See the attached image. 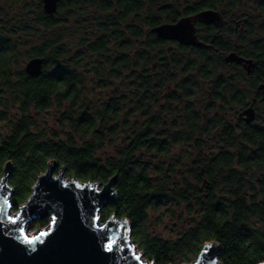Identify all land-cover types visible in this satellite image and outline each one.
I'll return each instance as SVG.
<instances>
[{
  "label": "trees",
  "instance_id": "1",
  "mask_svg": "<svg viewBox=\"0 0 264 264\" xmlns=\"http://www.w3.org/2000/svg\"><path fill=\"white\" fill-rule=\"evenodd\" d=\"M150 4L94 2L112 15L98 26L112 34L113 49L106 37L66 45L57 30L75 21L71 12H61L58 22L57 11L31 13L23 22L40 31L29 30L27 42L19 40L15 31L21 25L14 23L13 41L0 40V124H7L0 133V181L11 164L9 184L17 209L50 163L57 165L56 175L65 170L66 179L79 183L115 180L117 201L100 212L101 219L127 220L132 242L155 264L196 260L212 243L220 248L221 264H262L264 96L258 87L264 81V0H157V19L146 20L148 26L161 24L163 16L173 23L205 11L236 13L244 28L238 50L253 66L250 76L237 70L233 77L223 57L207 50L194 48L183 57L179 48L168 57L159 52L158 59L167 60L163 68L173 73L159 77L156 94L150 76L137 86L134 60L136 22L147 12L150 16L145 8ZM215 44L229 49L222 41ZM20 47H32L23 55L27 62L44 60L41 76L13 72ZM251 106L255 119L247 123L241 114ZM51 111L58 115L56 127H40L34 113ZM152 214H158V222L170 216L189 228L176 237H156L150 231ZM49 223L36 220L32 226L43 229Z\"/></svg>",
  "mask_w": 264,
  "mask_h": 264
},
{
  "label": "water",
  "instance_id": "2",
  "mask_svg": "<svg viewBox=\"0 0 264 264\" xmlns=\"http://www.w3.org/2000/svg\"><path fill=\"white\" fill-rule=\"evenodd\" d=\"M43 2L45 13L50 15L56 13L57 0H44ZM216 17H219V13L212 11H205L197 15V18L203 22H214L217 20ZM193 21V18H182L176 24H164L154 31L163 39L177 40L188 45H200L194 36ZM234 60H237L239 64H245L248 73L251 72L252 61L244 60L235 54H231L227 58V61ZM43 65V59L34 58L26 63L24 71L30 77H39L43 74ZM258 90L264 93V84L260 85ZM241 116H244L247 123H251L255 119L254 108L249 107ZM56 168L55 163L48 165V169L34 185L32 195L27 203L20 206V209H24L36 197V189L41 185V182L47 181L48 186H46L41 198L47 200L51 205L50 215L56 217V223L53 224L47 216L43 218L36 217L31 222L49 219V228L29 237L25 230V226L29 221L21 217L20 210L19 215L16 217H21L24 228L23 233L17 229V225L11 224L5 215L0 214V221H3L0 223V264H154V262H143L141 260L143 253L136 254L135 246L131 240L130 224L127 220H118L116 217L110 218L104 226H99H110L109 231L118 229L117 235L123 236L125 241L124 251L100 255L103 237L97 238L94 235V229L89 224V219L94 213L99 216L107 205L117 201L115 180H111L106 184L93 182L83 184L75 179H66L65 170L56 175ZM10 171L11 164H7L4 176L0 181V209L5 212H9V210L4 206V198L7 196L9 199L13 194L9 184ZM49 177H51L50 180ZM5 181H7L6 184ZM92 189L109 192V197L103 203V207L90 200V190ZM57 213H60V215H57ZM42 233L51 234L42 236ZM25 236L36 242L29 244L25 240ZM40 240L44 242L40 243ZM213 245H215L213 252L216 257V264H221L218 260L220 248L217 244ZM205 247L198 260L193 264H201V256L205 251ZM32 249H35V251L33 252ZM135 257L140 259L137 260Z\"/></svg>",
  "mask_w": 264,
  "mask_h": 264
},
{
  "label": "flooded vegetation",
  "instance_id": "3",
  "mask_svg": "<svg viewBox=\"0 0 264 264\" xmlns=\"http://www.w3.org/2000/svg\"><path fill=\"white\" fill-rule=\"evenodd\" d=\"M44 0H40L37 3H33L31 0H24V3L21 2V5H14L11 3L10 0H0V40H6L8 42L13 41L15 33H18L19 40H25L27 37L28 31H40L38 28L35 29V27L27 28L26 23H24V19L29 18L31 13H35V11L40 10L44 13ZM108 0H57V13L55 14V21H61L62 20V13L61 12H71V15L74 16L75 21L68 24L67 29L72 31L73 35L77 33L79 35L78 41L83 40L87 43H93L98 42L102 40V38L106 37L105 40H108V42L111 44L110 49H113L115 43L111 40L112 34L106 32L105 30H100L98 25H102L104 22L103 20H110L112 18V15L109 17L105 12H103V9H100L98 7L94 6V2L98 5L100 3L105 2ZM153 4H150L146 6V9H150V16L149 13H145L142 17H139V19H142L141 22H136L135 26V62L137 61V67H136V74L138 75V79L142 77H148L152 79L151 82V91L153 94H156V88L158 86V79L168 77L173 72L170 69L163 67L167 66V60L164 61L163 58H159L158 54L159 52L162 54H165L167 57L171 54L173 50H178V48L181 50L180 56L182 55L190 56L192 49H203L207 50L212 56H220L223 57L225 63L228 65L226 68V71H229L233 77L236 76L237 70L245 72L248 76L251 75V72L248 73L247 69L245 68V64H239L237 60L234 61H227V58L231 54H235L236 56L248 60L247 57H245L243 54L239 52V35L244 32L242 22H239L238 17L236 13H233V16L227 17L226 15H223L222 13H219V17L214 22H203L200 21L197 18L198 14L194 15H187L183 18H193V25L195 28L194 36L195 39L200 43V45H188L184 44L177 40H170V39H163L158 36V34L154 31L156 28H158L161 25L164 24H176L177 22L168 23L165 21L164 16L162 17L163 22L161 24L154 23L153 26H148L146 23V20H149L150 18L156 20L157 14L159 11V6L157 5V0H152ZM23 3V4H22ZM12 8H19L18 10L21 11L22 19L21 22L17 23L18 29L14 33L13 26H9V23L7 21H4L3 19H9L8 17H5L6 12H3V8L10 7ZM6 9V8H5ZM117 9H115V12ZM10 12V11H9ZM13 12V11H12ZM5 14V15H3ZM153 20V21H154ZM108 23V22H106ZM71 24V26H70ZM14 25V23H13ZM76 26V27H75ZM94 27L92 30H89V28ZM61 26H59L57 30V35L61 36L63 39L64 33L61 31ZM65 30V29H63ZM22 31V33L20 32ZM45 30H43V40L45 39ZM120 31L125 34L126 29L124 25L122 24L120 27ZM32 37H35V35L32 33ZM111 37V38H110ZM28 38V37H27ZM111 40V41H109ZM222 41L226 46H229V49L227 51H222L224 48H220V46H217L215 43L216 41ZM158 43H161V47H158ZM90 48V45H89ZM71 50V49H70ZM72 51V50H71ZM113 51V50H112ZM74 51H72L73 53ZM143 56L141 57V55ZM149 55V60L147 59ZM90 58V54H89ZM189 58V57H188ZM194 60H198L194 58ZM193 60V61H194ZM199 61V60H198ZM187 63V62H184ZM185 64H183L184 66ZM220 66V65H219ZM178 74L180 73L179 70ZM182 71V70H181ZM126 75V74H125ZM264 82V81H263ZM261 82V84H263ZM167 83V82H166ZM138 87L142 86L141 79L138 81L137 84ZM171 86L170 83L166 85L165 92H169ZM259 88V87H258ZM260 95L262 97L264 96L263 91H259ZM254 100V99H253ZM252 100V101H253ZM153 109L157 110V103L153 102L152 104ZM162 107V104H160Z\"/></svg>",
  "mask_w": 264,
  "mask_h": 264
},
{
  "label": "snow or ice",
  "instance_id": "4",
  "mask_svg": "<svg viewBox=\"0 0 264 264\" xmlns=\"http://www.w3.org/2000/svg\"><path fill=\"white\" fill-rule=\"evenodd\" d=\"M49 180L51 177L48 178ZM5 184L7 181L4 182ZM46 186H48L47 181H42L41 185L36 189L37 195L34 199H32L29 204L24 208L20 209L21 217H24L28 219L29 223L36 217L43 218L47 216L53 224L56 223V217L50 215V208L51 205L49 202L45 199H42L41 196L45 192ZM90 200L92 202L98 203L101 207H103V203L108 199L109 192L107 191H101L98 189H92L90 190ZM4 206L6 209L10 210L13 207L12 201L8 199L7 196L4 198ZM17 209H19V205H16ZM9 212H5L3 209H0V214L5 215L7 220L11 222V224L17 225V229L23 233L24 228L22 226V220L21 217H13L9 214ZM57 215H60V213H57ZM100 218L99 216L95 215V213L92 215V217L89 219V224L94 229V235L97 238L103 237V242L100 246V255H104L105 253H114V252H123L125 247V241L123 236L117 235L118 229L109 231L110 226L100 227L99 226ZM3 221H0L2 223ZM51 233H42V236L50 235ZM25 240L29 244H34L36 241L33 239H29L27 236H25ZM43 240H40V243H43ZM215 248V245L208 244L205 247V251L202 253L201 256V264H216V257L215 253L213 252V249ZM34 252L35 249H32ZM135 259L139 260V257H135Z\"/></svg>",
  "mask_w": 264,
  "mask_h": 264
},
{
  "label": "rangeland",
  "instance_id": "5",
  "mask_svg": "<svg viewBox=\"0 0 264 264\" xmlns=\"http://www.w3.org/2000/svg\"><path fill=\"white\" fill-rule=\"evenodd\" d=\"M11 6L12 5H10V7H6L5 6L6 9L3 8V12L4 11L6 12V15L5 14H3V15H5V17L9 16L8 20L7 19H3V20L7 21L9 23V26H11V25L13 26V23H19V22H21V20H23L22 19V15H21L22 13H21L20 10H18L19 8H16V9L12 8L11 9ZM251 8H253V7H251ZM252 13H253V15L254 14L257 15L256 11H254ZM70 26H71V24H70ZM93 28L94 27H92V28L90 27L89 30H92ZM62 32L64 33V36H63L62 40H63L64 43H66V45H70L71 47H74L76 44H78V42H79L78 41L79 35L77 34L78 32L75 33V35H73L72 31L67 29V27L65 28V30L62 29ZM248 39L251 40L252 38L248 37ZM30 49H32V47H28V48L20 47L19 51H21V55L22 56H20V57L18 56L17 57L18 59H16V61L12 62V65H11V69L13 70L14 73L17 72V71H24L26 63H27V59H24L23 55L27 51H29ZM1 91H2V86H1V82H0V94H1ZM10 106H12V105H10ZM263 110H264V108H262L260 111L263 113ZM12 114H15V113H12ZM34 115H35V119H36V121H37V123H38V125L40 127H44L45 126L47 129H52V128L56 127V123H57V120H58V115H57V113L55 111H51L48 114L47 113L46 114H41L39 116H38L37 113H34ZM6 129H7V124L6 123L0 124V133L1 134H5ZM12 196H13V194H12ZM12 196L9 197V200L13 202ZM25 204H23V205H25ZM23 205H21V206H23ZM170 208L175 210L174 206H171ZM19 210H20V206H19V209H15L14 203H13V207H12V209L10 211L11 212L10 214L13 217H16L17 215H19ZM157 215L158 214H152L153 220H152V224H151V228H150L151 233L154 236H156V237H162V238L176 237L178 234H182V232L188 230V228H189V223H179V221L177 219H172L170 216H167L166 218L162 219V222H158V221H156ZM99 218H100V221H99V225L100 226H104V224L108 221V220L106 222L103 221L101 219L100 214H99ZM49 222H50V220H49ZM32 223L33 222L28 223L25 226V230L27 231V234L29 236L36 235L40 231H42L43 229L47 230V228L49 227V225H48L47 227H45L43 229H35L34 230V228L32 226ZM132 243L135 246V251H136L137 255H140V254L143 253V255L141 256V260L143 259L145 263H148V262L153 263V261H150L145 256V253L138 246H136L134 244V242H132ZM197 260H198V258L196 260H193V261H190V262H185L183 264H193Z\"/></svg>",
  "mask_w": 264,
  "mask_h": 264
},
{
  "label": "bare ground",
  "instance_id": "6",
  "mask_svg": "<svg viewBox=\"0 0 264 264\" xmlns=\"http://www.w3.org/2000/svg\"><path fill=\"white\" fill-rule=\"evenodd\" d=\"M29 236V235H28ZM30 237V236H29ZM137 254V253H136ZM142 261L144 262V260L142 259Z\"/></svg>",
  "mask_w": 264,
  "mask_h": 264
},
{
  "label": "built area",
  "instance_id": "7",
  "mask_svg": "<svg viewBox=\"0 0 264 264\" xmlns=\"http://www.w3.org/2000/svg\"><path fill=\"white\" fill-rule=\"evenodd\" d=\"M10 213H11V212H10ZM48 228H49V227H48ZM48 228H47V229H48ZM148 263H150V262H148ZM154 264H155V263H154Z\"/></svg>",
  "mask_w": 264,
  "mask_h": 264
}]
</instances>
